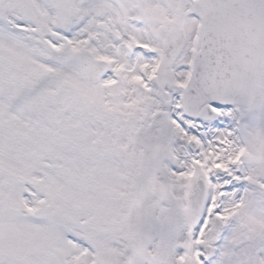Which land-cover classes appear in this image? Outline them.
<instances>
[{
	"label": "snow or ice",
	"instance_id": "snow-or-ice-1",
	"mask_svg": "<svg viewBox=\"0 0 264 264\" xmlns=\"http://www.w3.org/2000/svg\"><path fill=\"white\" fill-rule=\"evenodd\" d=\"M0 264H264V0H0Z\"/></svg>",
	"mask_w": 264,
	"mask_h": 264
}]
</instances>
